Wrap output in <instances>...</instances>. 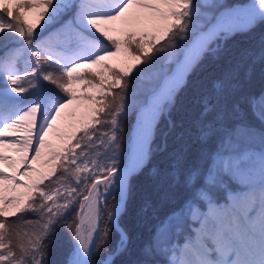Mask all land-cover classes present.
I'll return each instance as SVG.
<instances>
[{
	"label": "snow or ice",
	"instance_id": "6c2138e0",
	"mask_svg": "<svg viewBox=\"0 0 264 264\" xmlns=\"http://www.w3.org/2000/svg\"><path fill=\"white\" fill-rule=\"evenodd\" d=\"M217 7L197 21L194 0H0V40L19 44L0 59V264H47L58 227L71 242L63 264L127 249L118 220L158 117L216 39L264 21V0ZM239 84L227 71L203 98L198 132L215 136V149L202 165L174 162L168 178L188 195L160 220L146 258L163 250L165 264H264V91L239 95ZM247 113L262 126L258 154Z\"/></svg>",
	"mask_w": 264,
	"mask_h": 264
},
{
	"label": "trees",
	"instance_id": "16d2710c",
	"mask_svg": "<svg viewBox=\"0 0 264 264\" xmlns=\"http://www.w3.org/2000/svg\"><path fill=\"white\" fill-rule=\"evenodd\" d=\"M246 1L225 0V4L230 6ZM3 41L6 40H0V43ZM215 42L220 46L202 54L187 74L186 82L176 93L174 102L167 105L158 117L150 152L143 166L131 179L127 205L118 220L129 237V243L125 251L117 252L112 257V264H141L146 259L153 264L165 260L163 250L156 251L147 258L142 250L152 240L160 220L177 208L188 195L183 182L168 178L174 162L180 159L186 168L195 164L202 165V157L215 149L217 138L210 136L201 139L198 132L202 100L213 90V84L225 72L234 71L240 82L239 95H253L264 91V21L257 20L249 29L236 31L222 40L216 39L212 45ZM134 116L133 112L124 122L125 145ZM245 119L257 133L256 139L247 146L260 148L259 132L262 126L251 113H247ZM225 181L229 187L236 184L227 177ZM223 192L224 189H218L216 194L221 198ZM111 203L113 201L109 199V204ZM8 222L11 223L12 218ZM110 228L109 248L114 250L119 232L116 228ZM70 249L71 242L66 229L58 227L48 249L47 264H63ZM108 251L109 249H102L93 256V261L102 259Z\"/></svg>",
	"mask_w": 264,
	"mask_h": 264
},
{
	"label": "rangeland",
	"instance_id": "374dc122",
	"mask_svg": "<svg viewBox=\"0 0 264 264\" xmlns=\"http://www.w3.org/2000/svg\"><path fill=\"white\" fill-rule=\"evenodd\" d=\"M194 3L199 5L200 15L195 18V20H197V21H203L204 18H205V14L215 15L217 12H219L221 10V8L217 7V5L227 6V4H225V0H194ZM228 7H230V6H228ZM27 19L30 22H35L36 16H35V14L33 12H28ZM55 26L56 25H54V24L47 25L46 26V31H51L52 28H54ZM218 46H220V44L216 43V42L213 45L214 49L217 48ZM0 48L4 49V52L0 54V59H2L6 55H9L13 50L19 48V44H18L17 41L9 39V40H6V41H3L2 43H0ZM210 49H212V46H211ZM113 62H115V60ZM146 84H147V82H146ZM3 86H4L3 85V79H2V77H0V88H2ZM84 90L87 91V90H90V89H84ZM66 119H71V118H66ZM78 135H79V133H78ZM50 138L53 140V143H57L58 142V141H56L54 136H50ZM248 147H250L251 150L256 152L257 154L260 151V148L253 147V146H248ZM5 154L8 155V156H11V157L17 156V153L15 151H12V150H6ZM0 166H2V165H0ZM5 170L6 171H11V169H5ZM231 189L234 190V191H239L240 190V188H239V186L237 184H235L234 187H231ZM225 195H226V192L224 193V196ZM178 239H182V237H179ZM118 244H119V235H118V237L116 239V242L114 244V246H115L114 250L117 248ZM167 259H168V255L165 253V261ZM165 261H163L161 263L155 262L153 264H165ZM94 264H103V261H102L101 258H98V259H96L94 261Z\"/></svg>",
	"mask_w": 264,
	"mask_h": 264
},
{
	"label": "bare ground",
	"instance_id": "6f19581e",
	"mask_svg": "<svg viewBox=\"0 0 264 264\" xmlns=\"http://www.w3.org/2000/svg\"><path fill=\"white\" fill-rule=\"evenodd\" d=\"M254 3V0H247L246 2H243V3H236V4H234V5H231L230 7H242V8H244V9H246V10H250V5H252ZM222 10V9H221ZM220 10V11H221ZM257 19H255L253 22H255ZM251 25L252 24H250V25H244L243 23H242V25H241V27L242 28H238L237 30H246V29H249L250 27H251ZM237 30H235V31H233V32H231L230 34H232V33H234V32H236ZM230 34H228V35H230ZM225 36H227V35H222V36H220L218 39H223ZM207 52V51H206ZM204 54H206V53H204ZM171 107V106H170ZM163 115H164V113H163ZM135 122H136V117H135V120H134V122H133V125L135 124ZM133 125H132V127H133ZM132 130V129H131ZM127 143V142H126ZM113 238V237H112ZM113 240V239H112ZM116 242V241H115ZM113 243V242H112ZM97 258V257H96ZM109 258H110V256L109 255H106V257L105 258H103V260L102 261H105V260H109ZM99 262V261H98ZM132 264V263H131Z\"/></svg>",
	"mask_w": 264,
	"mask_h": 264
},
{
	"label": "water",
	"instance_id": "95a60500",
	"mask_svg": "<svg viewBox=\"0 0 264 264\" xmlns=\"http://www.w3.org/2000/svg\"><path fill=\"white\" fill-rule=\"evenodd\" d=\"M240 28H242V27H240ZM146 158H147V156L145 157V160H146ZM145 162V161H144Z\"/></svg>",
	"mask_w": 264,
	"mask_h": 264
}]
</instances>
